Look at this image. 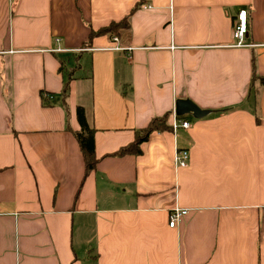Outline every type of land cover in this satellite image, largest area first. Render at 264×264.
<instances>
[{
  "label": "crops",
  "instance_id": "1",
  "mask_svg": "<svg viewBox=\"0 0 264 264\" xmlns=\"http://www.w3.org/2000/svg\"><path fill=\"white\" fill-rule=\"evenodd\" d=\"M241 8L249 45L235 47ZM253 70L264 76V0H0V264H264ZM184 99L208 113L173 130ZM78 107L93 129L88 174ZM164 115L169 129L117 154ZM175 206L188 212L171 228Z\"/></svg>",
  "mask_w": 264,
  "mask_h": 264
},
{
  "label": "trees",
  "instance_id": "2",
  "mask_svg": "<svg viewBox=\"0 0 264 264\" xmlns=\"http://www.w3.org/2000/svg\"><path fill=\"white\" fill-rule=\"evenodd\" d=\"M128 26V17L127 15L118 22H111L108 26L99 28L97 30H90V35L88 41H90L93 36L100 34H112L116 33L122 27L126 28ZM258 81L261 85H264V76L258 75L253 70L252 75V84L254 81ZM67 85L64 86L63 93L66 92ZM77 122H79L80 130L74 132V136L77 139L79 149L82 152L84 165H85V174H88L90 171L94 170L96 158L94 150V136L93 129L89 126L85 118L84 108L78 107L76 110ZM166 115L161 117L153 118L149 124L145 127H142L140 130L135 131V139L131 144L122 147L117 151V154H126L127 152L140 153L138 148L142 141L146 140L150 133L155 130H167L169 125L167 124Z\"/></svg>",
  "mask_w": 264,
  "mask_h": 264
},
{
  "label": "built area",
  "instance_id": "3",
  "mask_svg": "<svg viewBox=\"0 0 264 264\" xmlns=\"http://www.w3.org/2000/svg\"><path fill=\"white\" fill-rule=\"evenodd\" d=\"M143 8L145 9H151V5H143ZM238 14L236 15L234 21H233V46L235 47H240V46H248V42H246V36L248 34V28H247V17L248 14L246 13V10L244 8L239 9L237 12ZM117 38L113 37L112 40L115 41ZM60 41L59 38L56 39V42ZM114 49H122L121 47H112ZM58 51H62V49H55ZM48 98H51V95H44ZM173 120L171 123L172 129L175 130L176 128H185L190 125L189 120H182L181 118L176 115L175 112H173ZM188 159H189V149L185 148H177L173 154L172 157V162L174 164L175 168H183L186 167L188 164ZM188 212V208H182L175 206L173 209L170 211L169 216H168V225L169 227L173 228L177 226L180 222L183 216H185Z\"/></svg>",
  "mask_w": 264,
  "mask_h": 264
},
{
  "label": "water",
  "instance_id": "4",
  "mask_svg": "<svg viewBox=\"0 0 264 264\" xmlns=\"http://www.w3.org/2000/svg\"><path fill=\"white\" fill-rule=\"evenodd\" d=\"M175 113L176 115H184L185 113H190L193 117L199 118L207 114L208 110L201 109L199 106H196L189 100L184 99L177 100L175 102Z\"/></svg>",
  "mask_w": 264,
  "mask_h": 264
},
{
  "label": "rangeland",
  "instance_id": "5",
  "mask_svg": "<svg viewBox=\"0 0 264 264\" xmlns=\"http://www.w3.org/2000/svg\"><path fill=\"white\" fill-rule=\"evenodd\" d=\"M72 63H73V64H76V63H74V60H72Z\"/></svg>",
  "mask_w": 264,
  "mask_h": 264
}]
</instances>
